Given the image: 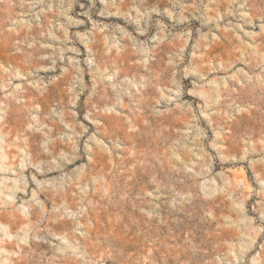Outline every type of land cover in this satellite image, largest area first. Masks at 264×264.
Here are the masks:
<instances>
[{"label": "clouds", "instance_id": "9594fccd", "mask_svg": "<svg viewBox=\"0 0 264 264\" xmlns=\"http://www.w3.org/2000/svg\"><path fill=\"white\" fill-rule=\"evenodd\" d=\"M0 264H264V0H0Z\"/></svg>", "mask_w": 264, "mask_h": 264}]
</instances>
